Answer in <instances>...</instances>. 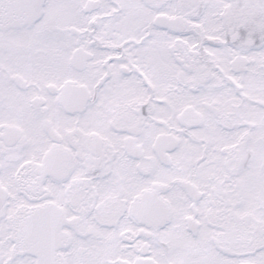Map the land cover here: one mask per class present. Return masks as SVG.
Here are the masks:
<instances>
[{
	"label": "snow or ice",
	"instance_id": "snow-or-ice-1",
	"mask_svg": "<svg viewBox=\"0 0 264 264\" xmlns=\"http://www.w3.org/2000/svg\"><path fill=\"white\" fill-rule=\"evenodd\" d=\"M0 264H264V0H0Z\"/></svg>",
	"mask_w": 264,
	"mask_h": 264
}]
</instances>
